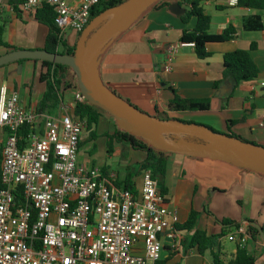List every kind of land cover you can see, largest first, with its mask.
I'll return each instance as SVG.
<instances>
[{"label": "crops", "instance_id": "0c3cea01", "mask_svg": "<svg viewBox=\"0 0 264 264\" xmlns=\"http://www.w3.org/2000/svg\"><path fill=\"white\" fill-rule=\"evenodd\" d=\"M10 1L0 0L2 42L18 49H41L46 28L35 23L29 14L14 12ZM186 1L162 0L166 7L146 9L131 22L119 39L108 44L97 57L99 82L147 114L165 112L169 117L203 124L220 133L264 146V12L230 7L224 0L200 2L198 6L210 19L208 35L220 36L228 27L233 32L228 41L206 44L209 56L198 59L191 45L180 42L181 32L193 29L194 18L182 23L167 9L175 3L185 12ZM66 2L75 7L81 0ZM252 16L260 20V30H243L242 20ZM75 37L74 32L63 33L66 45H72ZM167 45L174 46V52L169 62L170 70L163 71ZM6 50L0 46V54ZM233 50L248 51L257 68L255 78L241 80L236 85L229 78L222 79V54ZM41 70L39 61L30 59L1 65L0 84L16 91L20 105L34 107L44 88L38 80ZM172 91L182 99H207L208 106L203 110L170 111L167 102ZM85 138L82 133L80 140ZM83 144L78 147V160L92 164L82 151ZM87 151L89 153V148ZM131 151L136 152L132 163L144 157L143 152ZM105 171L111 172L107 167ZM113 174L120 179L116 172ZM132 185V193L137 196L139 173L132 178ZM163 185L166 188L163 205L175 211L176 224H181L189 211L195 210L199 213L196 228L210 234L220 231L219 224L213 219L234 220L239 224L245 223L244 219H251L264 226V176L254 171L220 160L171 153L166 159ZM225 231L223 237L229 236L232 227ZM191 232H176L179 245L173 253L165 246L164 233L158 235L162 245L160 259H164L161 264L211 263L207 252L200 255L194 248L184 249L180 245V240ZM221 238L219 258L226 262L233 257L236 245L232 239L233 247L224 251L220 248L223 247ZM250 246L253 264H264V235Z\"/></svg>", "mask_w": 264, "mask_h": 264}, {"label": "built area", "instance_id": "2783aa9c", "mask_svg": "<svg viewBox=\"0 0 264 264\" xmlns=\"http://www.w3.org/2000/svg\"><path fill=\"white\" fill-rule=\"evenodd\" d=\"M97 1L73 7L66 0H22L18 11L31 14L45 4L61 35L81 33ZM165 49L162 70L169 71L174 46ZM72 92L56 114H37L0 84V264H160L158 235L164 233L171 253L179 245L175 211L163 205L148 168L135 196L112 184V172L78 160L85 122L71 104L85 98L78 88ZM24 126L33 132L22 135ZM230 237L244 247L245 224Z\"/></svg>", "mask_w": 264, "mask_h": 264}, {"label": "trees", "instance_id": "16d2710c", "mask_svg": "<svg viewBox=\"0 0 264 264\" xmlns=\"http://www.w3.org/2000/svg\"><path fill=\"white\" fill-rule=\"evenodd\" d=\"M22 0H11L9 3L12 6V10L16 12L18 6ZM204 0H187V7H185V12L179 17L182 23H186L190 18H194L195 24L191 31H182L180 36V42L192 44V49L195 56L198 59H203L209 56V52L206 51L205 45L208 43L228 41L231 39L233 29L231 27L226 28L220 36H211L208 35V27L210 23L209 17L201 10L198 6L200 2ZM219 1V0H216ZM123 1L120 0H98L96 5H94L90 12L86 25L89 21L103 12L104 10L111 9L120 5ZM236 7L242 9H248L253 11L264 12V0H235ZM167 4L162 2V0H156L153 4L150 5L148 9H158L161 7H166ZM33 21L39 25H42L46 28V35L43 40L42 48L43 50L51 53H60L71 55L74 51L75 43L79 37L80 33H75L76 37L72 45H66L63 35H61L54 23L55 14L53 9L45 4H42L39 8L29 14ZM111 16H108L110 19ZM242 28L246 31H257L261 28L260 20L257 17H248L242 20ZM2 31L3 26L0 25V46L5 47L7 50H16L18 48L13 46H7L2 42ZM92 33V32H91ZM91 33L87 38L90 37ZM121 32L111 40L110 43L115 42L121 36ZM109 43V44H110ZM107 46V45H106ZM105 46V47H106ZM104 47V48H105ZM253 45H250L252 48ZM102 49V51L104 50ZM102 51L100 53H102ZM99 56V55H98ZM24 60L29 59H19L17 62L20 63ZM39 61L42 70L38 75V80L43 83V92L39 100L35 103L34 109L37 114L46 113L54 115L56 114L59 105L61 103V98L64 92L74 91L77 88L76 77L74 70L64 64L54 63L46 60H33ZM7 64V63H6ZM5 65V64H3ZM95 68L97 69V59L95 63ZM257 74V68L253 63L248 51L245 50H233L222 54V72L221 77L229 78L232 80L234 85L241 80H250L255 78ZM217 83V82H216ZM102 85V84H101ZM102 87L111 94L118 96L120 99L129 103L126 99L122 98L116 94L113 90L109 89L106 86ZM130 104V103H129ZM132 105V104H130ZM135 109L134 105H132ZM208 106L207 99H182L179 98L173 91L171 98L167 102V109L170 111H183V110H203ZM72 114L78 118L82 119L85 122V131L86 138L84 141H78V147L94 139V127L98 118H109L114 125L112 132L107 136L106 139V152L110 153L112 151V142L119 144L127 145L131 150H136L144 153V157L139 162L133 163L134 165L126 166L125 173L122 178H113L112 184L116 187L129 190L133 192L132 188V178L140 174L144 169H149L151 176L156 180L158 186V192L161 196H164L166 193V188L163 185V178L165 172L166 159L171 152L157 149L153 147L146 139L136 134L127 132L119 128L114 118L106 113L101 108L89 104L85 99L74 100L71 104ZM142 113H145L139 110ZM151 116H154L159 119H177L186 123H195L188 120H182L174 117H169L165 112L157 113L155 112ZM199 124V123H195ZM209 128L210 127L199 124ZM33 132V127L24 126L22 135ZM216 132V131H214ZM229 136L238 137L231 134H226ZM160 139L164 141L175 140L178 137H182L185 140L190 141H200L194 137H189L177 133H159ZM242 141L244 139L238 137ZM1 145V144H0ZM188 156V155H186ZM191 158H201L196 156H188ZM237 167V166H236ZM105 172V167H101ZM240 168V167H238ZM244 169V168H240ZM248 170V169H244ZM261 176L263 174L258 173ZM133 194V193H132ZM198 212L195 210H190L186 219L181 224H174L173 228L175 232H188L192 231L189 236L184 237L180 240V245L184 248H194L196 252L202 255L204 252H207L210 256L211 263L213 264H253V257L251 255V249L247 250V245H251L259 237L264 235V226L258 225L255 220L244 219L245 224V234L247 237L246 245L242 248L235 247L233 257L228 259L226 262H223L219 258V239L226 235V228L238 227L239 222L228 219L216 220L213 219V222H216L220 226V231L217 234L206 233L204 230H199L196 228V222L198 218ZM186 247V248H185ZM251 247V246H250ZM164 259H160L158 263H163Z\"/></svg>", "mask_w": 264, "mask_h": 264}, {"label": "water", "instance_id": "95a60500", "mask_svg": "<svg viewBox=\"0 0 264 264\" xmlns=\"http://www.w3.org/2000/svg\"><path fill=\"white\" fill-rule=\"evenodd\" d=\"M155 1L124 0L117 7L104 10L81 31L71 55L51 53L43 49H16L0 54V66L19 59L46 60L67 65L74 70L77 88L89 104L104 110L114 118L119 128L143 137L153 147L171 153L220 160L264 175V146L214 132L199 124L177 119H159L142 113L102 87L95 68L98 55L119 32ZM167 9L177 17L184 13L175 3L168 5ZM108 16L111 18L106 20ZM19 69L20 64L17 65V71ZM155 132L177 133L200 141L185 140L182 137L164 141L155 137ZM247 250H250L249 245Z\"/></svg>", "mask_w": 264, "mask_h": 264}, {"label": "rangeland", "instance_id": "374dc122", "mask_svg": "<svg viewBox=\"0 0 264 264\" xmlns=\"http://www.w3.org/2000/svg\"><path fill=\"white\" fill-rule=\"evenodd\" d=\"M128 26H126L122 33L127 30ZM121 33V34H122ZM68 98L72 99V91H66L63 93L61 98V104L64 106L68 103ZM114 125L112 124L109 118H98L96 125L94 127V139L91 143H84L82 151L84 152L86 158L93 165L97 167H107L113 173H117V175L121 178L123 177L125 171V167L134 165L132 161L136 156L135 151H131L127 145L119 144L116 142H112V151L110 153L106 152V139L108 134L112 132ZM215 131V130H214ZM218 132V131H216ZM220 133V132H218ZM83 134L87 136L86 131L84 130ZM154 136L157 138L159 134L157 132L154 133ZM89 148V153H88ZM128 150V151H127ZM128 153V155H127ZM78 158V157H77ZM220 246L224 251L231 249L233 247V240L230 238V235L227 237L221 238ZM207 257V256H206Z\"/></svg>", "mask_w": 264, "mask_h": 264}]
</instances>
